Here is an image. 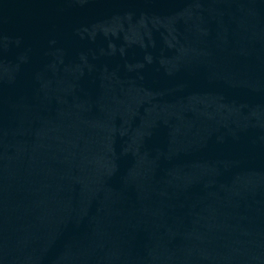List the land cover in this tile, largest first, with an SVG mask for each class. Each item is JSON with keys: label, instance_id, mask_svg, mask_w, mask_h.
I'll return each instance as SVG.
<instances>
[{"label": "water", "instance_id": "water-1", "mask_svg": "<svg viewBox=\"0 0 264 264\" xmlns=\"http://www.w3.org/2000/svg\"><path fill=\"white\" fill-rule=\"evenodd\" d=\"M0 264H264V0H0Z\"/></svg>", "mask_w": 264, "mask_h": 264}]
</instances>
